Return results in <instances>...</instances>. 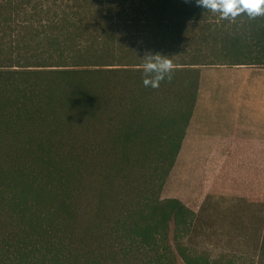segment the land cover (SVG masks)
Masks as SVG:
<instances>
[{
  "label": "trees",
  "instance_id": "16d2710c",
  "mask_svg": "<svg viewBox=\"0 0 264 264\" xmlns=\"http://www.w3.org/2000/svg\"><path fill=\"white\" fill-rule=\"evenodd\" d=\"M147 53L171 57L159 88L143 85ZM245 64L264 65V17L0 0V264H217L185 243L196 212L161 194L200 68Z\"/></svg>",
  "mask_w": 264,
  "mask_h": 264
},
{
  "label": "rangeland",
  "instance_id": "374dc122",
  "mask_svg": "<svg viewBox=\"0 0 264 264\" xmlns=\"http://www.w3.org/2000/svg\"><path fill=\"white\" fill-rule=\"evenodd\" d=\"M237 73L236 69H216L212 73L204 70L202 83L215 82L207 101L200 102L195 113L196 118L201 116L202 133H230L234 113L232 85ZM185 155L184 148L161 197L179 199L196 212L185 241L187 247L217 264H264V200L218 195L213 191V171H207L204 180H200V167L188 168Z\"/></svg>",
  "mask_w": 264,
  "mask_h": 264
},
{
  "label": "crops",
  "instance_id": "0c3cea01",
  "mask_svg": "<svg viewBox=\"0 0 264 264\" xmlns=\"http://www.w3.org/2000/svg\"><path fill=\"white\" fill-rule=\"evenodd\" d=\"M216 69L238 71L232 85V129L223 136L202 133L201 116L196 118L195 114L199 103L208 99L215 82L208 80L203 84V72L208 70L212 73ZM184 148L186 165L188 168L200 167V180H204L207 171H213V181L216 182L213 191L218 195L264 200V65H214L200 68L196 104L169 177Z\"/></svg>",
  "mask_w": 264,
  "mask_h": 264
},
{
  "label": "clouds",
  "instance_id": "9594fccd",
  "mask_svg": "<svg viewBox=\"0 0 264 264\" xmlns=\"http://www.w3.org/2000/svg\"><path fill=\"white\" fill-rule=\"evenodd\" d=\"M199 7L219 13L220 19L234 21L241 14L251 20L264 17V0H195ZM174 71L171 57L147 53L143 66V85L159 88L165 79L171 80Z\"/></svg>",
  "mask_w": 264,
  "mask_h": 264
}]
</instances>
